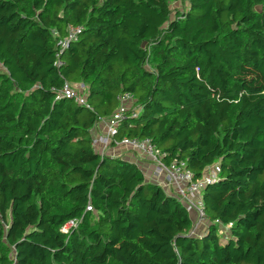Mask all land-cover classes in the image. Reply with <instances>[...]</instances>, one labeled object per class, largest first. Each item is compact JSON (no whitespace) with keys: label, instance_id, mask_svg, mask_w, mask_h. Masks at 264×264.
Returning <instances> with one entry per match:
<instances>
[{"label":"trees","instance_id":"1","mask_svg":"<svg viewBox=\"0 0 264 264\" xmlns=\"http://www.w3.org/2000/svg\"><path fill=\"white\" fill-rule=\"evenodd\" d=\"M126 92L117 142L220 166L203 235L164 176L98 150ZM0 264H264V0H0Z\"/></svg>","mask_w":264,"mask_h":264},{"label":"built area","instance_id":"2","mask_svg":"<svg viewBox=\"0 0 264 264\" xmlns=\"http://www.w3.org/2000/svg\"><path fill=\"white\" fill-rule=\"evenodd\" d=\"M70 31V37L61 42V49L57 53L56 65L58 66L63 65V61L60 59L62 51L68 46L71 39H76L79 29L71 28ZM84 90V84L74 85L66 81L63 89L56 98L75 99L79 104L89 107L85 101V96L84 99L80 97V92ZM118 98L120 101V109L109 119L102 120L107 125L106 135L102 137V141L106 142L104 143V147L108 148V146L114 142L122 144L151 161L155 166V174L157 176H164L166 179L165 183L169 187L174 188L175 195L184 203L187 210L191 214H195L198 222H204L207 217L203 207L202 190L206 183L216 180L217 174L220 171V166L216 164L214 167L209 168L206 176L199 180H195L194 174L187 168L184 161H174L171 165L167 166L162 160L161 152L150 139L124 138L122 141L117 142L115 136L118 132L119 122L124 118L125 112L132 109L135 101L134 95L129 92L119 95ZM131 115L136 117L138 115V110L132 109ZM87 210H93L92 205H89ZM76 225L77 221H71L65 225L63 231L68 232L70 227Z\"/></svg>","mask_w":264,"mask_h":264},{"label":"crops","instance_id":"3","mask_svg":"<svg viewBox=\"0 0 264 264\" xmlns=\"http://www.w3.org/2000/svg\"><path fill=\"white\" fill-rule=\"evenodd\" d=\"M107 125L103 121H101L93 130H91V135L94 138V142L97 144V148L99 151L107 152L110 156H120L123 157L125 160H130L132 162H135L140 166V168L145 173L146 177L155 181L159 182L160 184L162 181H164L163 176H157L155 174V166L154 164L149 161L148 159L141 156L139 153L132 151L131 149H128L122 144L118 143H112L113 145L108 146V148H105L102 144V137L106 135ZM110 147V148H109ZM130 152H129V151ZM165 186L169 189V186L164 183ZM165 188V187H164ZM166 189V188H165ZM193 228L191 230V233L196 235H203L208 231L209 224L206 222H198V219H196L195 214L193 213Z\"/></svg>","mask_w":264,"mask_h":264},{"label":"rangeland","instance_id":"4","mask_svg":"<svg viewBox=\"0 0 264 264\" xmlns=\"http://www.w3.org/2000/svg\"><path fill=\"white\" fill-rule=\"evenodd\" d=\"M172 8H173V9H180V10H181V9H182V5H180V4L177 3V2H174V3H172ZM84 96H85L84 93H83V92H82V93L80 92V97H82V98L84 99ZM102 143H106V142H102ZM102 145L104 146V144H102ZM109 148H110V147H109ZM128 151H129V150H128ZM129 152H130V151H129ZM205 221H206V220H205ZM205 221H204V222H205Z\"/></svg>","mask_w":264,"mask_h":264},{"label":"water","instance_id":"5","mask_svg":"<svg viewBox=\"0 0 264 264\" xmlns=\"http://www.w3.org/2000/svg\"><path fill=\"white\" fill-rule=\"evenodd\" d=\"M190 234H192V233H190Z\"/></svg>","mask_w":264,"mask_h":264}]
</instances>
